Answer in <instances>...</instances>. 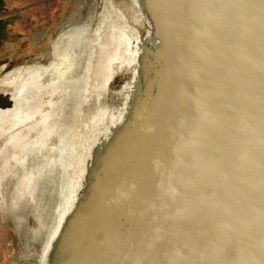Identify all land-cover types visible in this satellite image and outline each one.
Returning <instances> with one entry per match:
<instances>
[{
    "label": "water",
    "instance_id": "95a60500",
    "mask_svg": "<svg viewBox=\"0 0 264 264\" xmlns=\"http://www.w3.org/2000/svg\"><path fill=\"white\" fill-rule=\"evenodd\" d=\"M163 1L156 18L144 0L153 49L137 45L157 91L110 146L59 264H264V0Z\"/></svg>",
    "mask_w": 264,
    "mask_h": 264
},
{
    "label": "rangeland",
    "instance_id": "374dc122",
    "mask_svg": "<svg viewBox=\"0 0 264 264\" xmlns=\"http://www.w3.org/2000/svg\"><path fill=\"white\" fill-rule=\"evenodd\" d=\"M143 3L0 0V264L66 261L65 232L103 188L110 146L157 91L139 62L138 43L153 49Z\"/></svg>",
    "mask_w": 264,
    "mask_h": 264
},
{
    "label": "bare ground",
    "instance_id": "6f19581e",
    "mask_svg": "<svg viewBox=\"0 0 264 264\" xmlns=\"http://www.w3.org/2000/svg\"><path fill=\"white\" fill-rule=\"evenodd\" d=\"M158 1H160V0H158ZM159 4H160V5H161V4L165 5L163 2H161V3L159 2L158 5H159ZM158 5H157V6H158ZM160 5H159V6H160ZM163 5H161L160 7L165 9V7H164ZM157 6H156V7H157ZM163 11H164V10H162L161 13H163ZM165 12H166V11H165ZM161 13H160V14H161ZM163 14H164V13H163ZM77 30H78V29H77ZM80 30H82V28H81ZM71 31H72V30H71ZM71 31H69V33H71ZM79 32H80V31H79ZM79 32H78V33H79ZM73 35H74V34H73ZM63 38H64V37H63ZM76 39H77V38H76ZM107 44H108V43H107ZM114 45H115V44H114ZM125 50H126V49H125ZM110 63H111V62H110ZM37 70H38V69H37ZM47 72H48V71H47ZM35 75H36V74H35ZM144 128H145V127H144ZM144 128H143V129H144ZM144 132H145V131H144ZM150 134H151V133H150ZM139 137H140V136H139ZM141 137H142V134H141ZM143 137H145V136H143ZM137 138H138V137H137ZM140 139H142V138H140ZM144 140H145V139H144ZM140 141H141V140H140ZM142 141H143V140H142ZM28 144H29V143H28ZM121 198H122V197H121Z\"/></svg>",
    "mask_w": 264,
    "mask_h": 264
}]
</instances>
